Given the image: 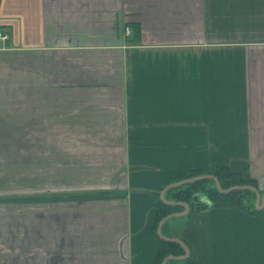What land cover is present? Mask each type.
Returning a JSON list of instances; mask_svg holds the SVG:
<instances>
[{
  "label": "crops",
  "instance_id": "1",
  "mask_svg": "<svg viewBox=\"0 0 264 264\" xmlns=\"http://www.w3.org/2000/svg\"><path fill=\"white\" fill-rule=\"evenodd\" d=\"M0 30V264H156L174 174L264 193V0H0ZM208 206L167 236L264 264V209Z\"/></svg>",
  "mask_w": 264,
  "mask_h": 264
},
{
  "label": "trees",
  "instance_id": "2",
  "mask_svg": "<svg viewBox=\"0 0 264 264\" xmlns=\"http://www.w3.org/2000/svg\"><path fill=\"white\" fill-rule=\"evenodd\" d=\"M202 175H213L219 181L224 190H228L232 187L238 186H254L257 187L255 181L244 177V175L232 172L226 167H216L205 171H194L188 174H174L166 185L162 188L164 190L170 184L181 182L183 180L192 179ZM157 194L156 210H157V223L154 227V235L157 237L160 243L159 253L156 264H162L164 259L168 256H182L185 254L183 247L177 242H171L161 239L158 236L157 230L159 223L168 215L174 213L184 212L185 208L180 205L172 206L164 203L160 197V193ZM204 196L209 202L211 207L221 208H239L247 212L258 214L261 210H258L255 206L256 194L250 190H234L230 193L224 194L220 192L217 185L212 179L198 180L186 185L171 189L167 191L166 198L170 201L183 202L190 206V212L200 211L208 208L209 204L200 201L198 196ZM175 219V218H174ZM171 219L165 223L163 227V233L167 236L166 230L169 223L174 220ZM169 237V236H167ZM172 237V236H171ZM181 262L182 264H196L192 255L187 260L176 261L171 260L167 264H175Z\"/></svg>",
  "mask_w": 264,
  "mask_h": 264
},
{
  "label": "water",
  "instance_id": "3",
  "mask_svg": "<svg viewBox=\"0 0 264 264\" xmlns=\"http://www.w3.org/2000/svg\"><path fill=\"white\" fill-rule=\"evenodd\" d=\"M203 179H212V180H214L216 185H217L218 190L220 192L224 193V194L230 193V192H232L234 190H250V191H253V192H255V194L257 196L256 208L258 210L264 209V193H261L258 188L254 187V186H238V187H232V188H230L228 190H224L222 188L221 184H220V181L213 175L198 176V177H195V178H192V179H187V180H183L181 182H177V183H173V184L168 185L167 187L164 188V190L161 191V199H162V201L164 203H166L168 205H172V206H176V205L183 206L185 208V211L184 212H180V213H174V214H171V215H168L167 217H165L159 223L157 233H158V236L161 239H163V240L171 241V242H177L178 244H180L183 247V249L185 250V254L182 255V256H168V257H166L164 259L162 264H167L171 260L184 261V260H187L190 257V255H191L190 249L188 248V246L186 245L185 242H183L182 240H180L178 238L167 237L163 233V227H164L166 222H168L169 220L174 219V218L184 217L187 214H189V212H190V206L188 204L183 203V202L170 201V200H168L166 198V193H167V191H169L171 189H174V188H177V187H180V186H183V185H186L188 183H192V182H195V181H198V180H203ZM199 197H201V198H199ZM202 198H205V197L204 196H200V195L198 196V199L200 201H203ZM205 202H207L210 205V202L207 199H206Z\"/></svg>",
  "mask_w": 264,
  "mask_h": 264
},
{
  "label": "built area",
  "instance_id": "4",
  "mask_svg": "<svg viewBox=\"0 0 264 264\" xmlns=\"http://www.w3.org/2000/svg\"><path fill=\"white\" fill-rule=\"evenodd\" d=\"M125 32H126L127 35H130L131 34V29L129 27H127L126 30H125ZM5 38L6 37L3 36V34L1 32V30H0V39H5Z\"/></svg>",
  "mask_w": 264,
  "mask_h": 264
},
{
  "label": "rangeland",
  "instance_id": "5",
  "mask_svg": "<svg viewBox=\"0 0 264 264\" xmlns=\"http://www.w3.org/2000/svg\"><path fill=\"white\" fill-rule=\"evenodd\" d=\"M175 264H182L181 262H177V263H175Z\"/></svg>",
  "mask_w": 264,
  "mask_h": 264
}]
</instances>
